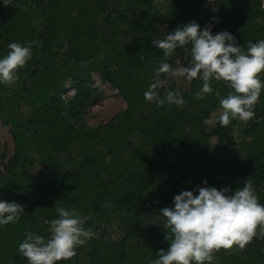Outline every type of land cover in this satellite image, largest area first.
<instances>
[{
  "label": "trees",
  "instance_id": "obj_1",
  "mask_svg": "<svg viewBox=\"0 0 264 264\" xmlns=\"http://www.w3.org/2000/svg\"><path fill=\"white\" fill-rule=\"evenodd\" d=\"M213 1L218 5L165 0L163 13L152 0H11L0 6V54L13 41L32 53L14 86L0 84V124L13 142L8 156L0 148V198L24 208L18 221L0 226V264H27L18 243L27 231L47 238L45 221L58 207L88 216L84 227L94 235L57 264H149L158 249H167L165 234L171 238L159 210L179 191L202 180L231 190L250 179L264 205V88L243 135L234 138L241 120L227 126L218 114L211 120L221 109L215 93L232 91L227 81L211 80L213 93L201 99L194 95L202 85L198 77L187 89L155 81L161 62L185 67L191 59L190 44L168 56L151 44L178 24L211 23L213 33L231 32L245 51L249 41L264 39L261 0ZM92 72L120 93L125 107L88 126L82 116L101 97ZM259 78L264 81V70ZM67 82L73 93L64 98ZM151 84L157 95L145 100ZM168 91H178L184 102L158 104ZM155 173L164 178L151 184ZM213 256L212 264H264L260 226L243 248L221 247Z\"/></svg>",
  "mask_w": 264,
  "mask_h": 264
},
{
  "label": "clouds",
  "instance_id": "obj_2",
  "mask_svg": "<svg viewBox=\"0 0 264 264\" xmlns=\"http://www.w3.org/2000/svg\"><path fill=\"white\" fill-rule=\"evenodd\" d=\"M11 0H0V6L10 5ZM213 11L216 9L213 8ZM219 17L214 19V23ZM154 48L162 50L164 56L177 47L191 45V59L188 66L179 69L186 80L199 78L202 85L194 95L201 99L213 93L211 80L227 81L232 89L220 96L218 103L222 111L218 122L227 126L232 119L247 121L254 116V106L259 99L264 81L257 75L264 70V39L249 41L246 51L242 50L233 34L227 30L212 31V24L203 27L194 19L178 24L163 38L151 40ZM6 54H0V84L14 86L18 80L17 69L31 58V49L20 42H10ZM157 73H173L169 64L161 62ZM149 85L144 92L145 100L156 97ZM182 104L179 92L168 91L158 104ZM207 122V121H205ZM23 205L0 198V226L19 220ZM58 215L50 221L47 238L34 231H27L17 245V252L26 258L27 264H57L58 261L73 257L75 248L83 245L94 233L84 227L89 219L75 209L58 207ZM160 215L165 218L163 227L171 233L165 234L167 249H158L157 257L149 264H212L213 252L233 244L243 248L257 235H264V205L258 202L250 179H245L240 187L229 189L208 185L202 180L200 185L190 190L183 189L174 194L171 206L162 207Z\"/></svg>",
  "mask_w": 264,
  "mask_h": 264
},
{
  "label": "rangeland",
  "instance_id": "obj_3",
  "mask_svg": "<svg viewBox=\"0 0 264 264\" xmlns=\"http://www.w3.org/2000/svg\"><path fill=\"white\" fill-rule=\"evenodd\" d=\"M165 0H152V3L154 6H156L157 9H159L160 12H164L165 5L163 4ZM160 3V4H159ZM206 3L209 4H216L213 0H206ZM182 67L178 64L173 66L172 71L175 74H169L166 72H162L160 76L155 77V81L157 85H160L165 81V83L170 82V85L172 82L179 87L187 89L188 80L184 78V76L179 74V69ZM262 75V71L257 74ZM91 79L93 80L92 86L96 89V92L101 94V97L94 101L92 104H90L82 116V123L88 126H95L100 123L108 121L111 117L115 116L117 113H119L124 107L125 102L120 93L112 87L110 84H108L105 81H102L99 75L96 72L91 73ZM68 84L67 93L64 94V98H67V96L72 95L73 88ZM168 84V83H167ZM222 111V109H216L211 114V120L213 121L214 117L219 114V112ZM245 128V122L241 121L239 125H237L233 131L231 132L232 137H241L243 135V130ZM212 141L215 142V138H212ZM0 148L5 149V154L8 156L11 154L13 149V142L10 133L7 131V126H3L0 124ZM1 152V150H0ZM73 152H76V149L73 150ZM170 159H173V157L170 156ZM2 166V162L0 160V169ZM40 165L38 162L35 163L34 168L39 169ZM47 168L43 170V172H47ZM159 172V171H158ZM162 178H164L160 173H155L150 179V183L154 184L158 181H161ZM166 187H169V184H166Z\"/></svg>",
  "mask_w": 264,
  "mask_h": 264
},
{
  "label": "built area",
  "instance_id": "obj_4",
  "mask_svg": "<svg viewBox=\"0 0 264 264\" xmlns=\"http://www.w3.org/2000/svg\"><path fill=\"white\" fill-rule=\"evenodd\" d=\"M261 3H262V7H264V0H261Z\"/></svg>",
  "mask_w": 264,
  "mask_h": 264
}]
</instances>
